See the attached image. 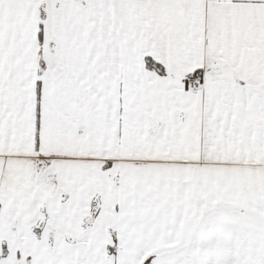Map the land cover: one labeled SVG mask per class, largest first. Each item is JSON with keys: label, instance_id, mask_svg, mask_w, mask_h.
<instances>
[{"label": "snow or ice", "instance_id": "obj_1", "mask_svg": "<svg viewBox=\"0 0 264 264\" xmlns=\"http://www.w3.org/2000/svg\"><path fill=\"white\" fill-rule=\"evenodd\" d=\"M0 264H264V0H0Z\"/></svg>", "mask_w": 264, "mask_h": 264}]
</instances>
